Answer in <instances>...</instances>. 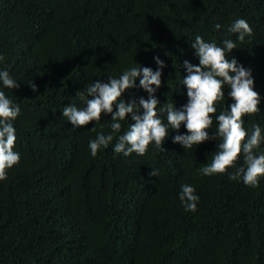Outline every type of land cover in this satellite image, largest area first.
I'll list each match as a JSON object with an SVG mask.
<instances>
[{
    "label": "trees",
    "instance_id": "1",
    "mask_svg": "<svg viewBox=\"0 0 264 264\" xmlns=\"http://www.w3.org/2000/svg\"><path fill=\"white\" fill-rule=\"evenodd\" d=\"M236 19L252 28L242 43L228 31ZM196 35L236 44L226 56L251 71L260 96V111L244 116V127L258 124L264 136V0H0V70L19 85L0 81V91L20 107L12 121L20 160L0 180V264H264V177L250 187L228 178L234 168L198 171L218 137L185 150L173 143L187 134L182 124L169 129L165 150L153 142L143 156L126 157L113 147L129 115L93 157L89 142L110 132L111 115L81 128L62 115L66 105L85 106L77 94L89 84L131 67L155 72L158 57L165 67L155 97L167 124L160 107L188 102L184 62L199 64ZM140 78L125 102L148 99ZM229 91L225 85L215 105L210 137L216 116L234 103ZM257 151L264 153V140ZM182 185L199 197L194 212L179 199Z\"/></svg>",
    "mask_w": 264,
    "mask_h": 264
},
{
    "label": "clouds",
    "instance_id": "2",
    "mask_svg": "<svg viewBox=\"0 0 264 264\" xmlns=\"http://www.w3.org/2000/svg\"><path fill=\"white\" fill-rule=\"evenodd\" d=\"M220 27L219 24L215 25L216 29ZM228 31L238 34L241 43L246 36L252 35V28L244 19H236ZM192 47L199 58V64L184 62L187 76L183 77L182 84L186 86L188 102L180 110L169 103L160 107V112H166L167 124L158 114L159 101L155 97L156 90L161 86V70L165 67L158 57L155 58L158 65L155 72L148 67H131L119 78L110 77L107 83L97 80L89 84L77 94L85 106L78 109L74 105H66L62 115L77 128L92 121L99 122L102 114L111 115L110 132H100L89 142L93 157L97 155L98 150L107 148L112 143L114 135L121 132L120 122L126 120L129 115L133 122L118 136L113 147L115 153H122L126 157L133 153L143 156L153 142L156 148L165 150L162 145L169 129L178 131L183 124L187 134L176 135L173 143L180 144L185 150L193 149L209 139L216 140L218 137L221 141L211 162L198 170L200 174H225L229 168H234V172L229 174L230 180L242 179L245 185L257 187L259 179L264 177V153L257 151L264 136L258 124L252 125L251 132L246 130L243 119L244 116H251L260 111V96L254 91L251 71L239 65L235 58L229 59L226 56V52L231 53L236 48V44L230 39L224 40L221 47L214 41L206 42L200 35H196ZM2 59L0 56V60ZM138 77H142L139 87L148 93V99L141 97L138 104L135 99L125 102L122 94L136 87ZM0 81L7 88L15 89L19 86L7 71L0 70ZM225 85L230 88L228 95L234 103L228 106V110L221 111L216 116V132L210 137L209 129L217 111L215 105L224 100ZM31 86L35 91V85ZM19 114V105H13L5 93L0 91V180H5L7 170L20 160L19 153L13 150L16 135L12 124ZM91 130L96 131L95 127ZM241 155L243 165L236 167ZM150 175L156 176L157 173L153 170ZM179 199L186 211L196 210L199 197L195 195L193 186L182 185Z\"/></svg>",
    "mask_w": 264,
    "mask_h": 264
}]
</instances>
